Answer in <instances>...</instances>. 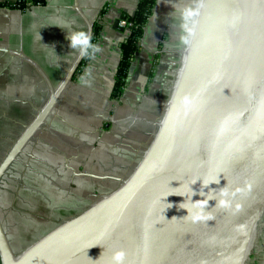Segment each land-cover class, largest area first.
Segmentation results:
<instances>
[{"label":"water","instance_id":"1","mask_svg":"<svg viewBox=\"0 0 264 264\" xmlns=\"http://www.w3.org/2000/svg\"><path fill=\"white\" fill-rule=\"evenodd\" d=\"M194 10L156 127L121 184L17 253L0 215V264H113L115 250L122 264L246 263L264 215V0H196ZM8 51L37 66L49 96L5 151L0 182L85 58L52 86ZM197 201L206 203L193 221L183 208Z\"/></svg>","mask_w":264,"mask_h":264},{"label":"crops","instance_id":"2","mask_svg":"<svg viewBox=\"0 0 264 264\" xmlns=\"http://www.w3.org/2000/svg\"><path fill=\"white\" fill-rule=\"evenodd\" d=\"M18 1L0 0V160L49 96L37 66L8 50L34 61L52 86L79 53L69 36L88 32L85 18H95L93 27H99L91 41L99 50L84 59L48 124L0 182V215L16 253L30 244L24 245L20 231L36 232V239L121 184L156 127L192 19L183 13L196 6V0L155 1L124 87L114 96L120 46L128 35L123 24L138 0L4 5ZM245 264H264V215Z\"/></svg>","mask_w":264,"mask_h":264},{"label":"trees","instance_id":"3","mask_svg":"<svg viewBox=\"0 0 264 264\" xmlns=\"http://www.w3.org/2000/svg\"><path fill=\"white\" fill-rule=\"evenodd\" d=\"M46 0H30L34 4H43ZM156 0H138L135 10L131 15L126 16L125 20L130 24L128 28V35L125 41L121 44V54L118 62V66L115 73V82L112 91V95L118 96L125 83L130 63L134 57V53L137 50L139 39L143 35L144 26L148 19L152 15L154 4ZM8 7L18 6L23 7L25 3L19 0L15 4H4ZM99 27L94 24L92 40L98 34ZM91 40V41H92ZM86 58V57H85ZM84 58V59H85Z\"/></svg>","mask_w":264,"mask_h":264},{"label":"clouds","instance_id":"4","mask_svg":"<svg viewBox=\"0 0 264 264\" xmlns=\"http://www.w3.org/2000/svg\"><path fill=\"white\" fill-rule=\"evenodd\" d=\"M199 7V6H198ZM198 14L197 10L186 8L184 10V18L185 20H189L192 17H195ZM191 33V29H188ZM185 42H187V38H183ZM70 40V46L74 49H78L81 57H88L89 55H94L96 51L99 49L97 46L93 45L91 43V34L88 32H73L69 36ZM220 195L222 197H225V199L219 200V205L221 207H228L229 206V200L226 199V197L229 196V191L227 189L221 190ZM205 201H197L192 205L191 208L185 207L183 209L187 210V213H189V218L193 221H197L203 218L202 214V207L205 205ZM125 253L122 250H115L112 253V261L113 264H122V261L124 260Z\"/></svg>","mask_w":264,"mask_h":264},{"label":"rangeland","instance_id":"5","mask_svg":"<svg viewBox=\"0 0 264 264\" xmlns=\"http://www.w3.org/2000/svg\"><path fill=\"white\" fill-rule=\"evenodd\" d=\"M125 27H128L127 26V24H126V22H125V25H124ZM128 29V28H127ZM50 225L48 224V225H45V227L47 228V229H49L50 227H49ZM54 228V227H53ZM53 228H51V229H53ZM51 229H49L48 231H50ZM47 231V232H48ZM35 233V234H34ZM46 233V232H45ZM44 233V234H45ZM44 234H42L41 236H43ZM20 239H21V241H23V243H24V245H25V243H27V242H29L30 244L31 243H33L34 241H36L37 239H39L41 236L39 235L38 237H36V239L35 238H33V237H35V235H38V234H36V232H31V231H29V232H27L26 230H22V231H20Z\"/></svg>","mask_w":264,"mask_h":264},{"label":"built area","instance_id":"6","mask_svg":"<svg viewBox=\"0 0 264 264\" xmlns=\"http://www.w3.org/2000/svg\"><path fill=\"white\" fill-rule=\"evenodd\" d=\"M125 22H126V20H124V24H123V25H125ZM126 24H127V26H128V27L130 26V24H129V23H127V22H126Z\"/></svg>","mask_w":264,"mask_h":264}]
</instances>
